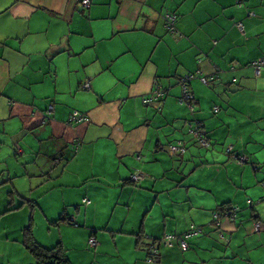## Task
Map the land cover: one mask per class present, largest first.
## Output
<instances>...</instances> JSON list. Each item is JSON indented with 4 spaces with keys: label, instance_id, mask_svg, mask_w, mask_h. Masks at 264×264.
<instances>
[{
    "label": "crops",
    "instance_id": "0c3cea01",
    "mask_svg": "<svg viewBox=\"0 0 264 264\" xmlns=\"http://www.w3.org/2000/svg\"><path fill=\"white\" fill-rule=\"evenodd\" d=\"M90 1L0 0V264H37L24 245L30 222L71 264H264V72L252 67L264 60V0ZM198 73L214 80L188 84L193 113L181 83ZM157 84L169 92L161 111L145 104ZM73 112L89 121L72 124ZM21 138L29 153L15 151ZM177 142L184 156L169 153ZM47 193L62 204L43 206ZM231 208L235 219L221 214ZM192 227L202 233L188 249L164 247Z\"/></svg>",
    "mask_w": 264,
    "mask_h": 264
},
{
    "label": "built area",
    "instance_id": "2783aa9c",
    "mask_svg": "<svg viewBox=\"0 0 264 264\" xmlns=\"http://www.w3.org/2000/svg\"><path fill=\"white\" fill-rule=\"evenodd\" d=\"M82 6L85 9H89L91 6V1L90 0H83ZM166 28L168 31H170L172 34L176 35L178 38H182V35L176 30L175 28V22H176V17L168 15L166 16ZM238 29L241 31L243 30V25L239 24ZM252 67L254 68L255 71V77L259 78L261 77L262 73L264 72V60L257 61L252 64ZM199 80L203 85L209 86L210 82L214 80V78H207L203 77L201 73H198L194 76H188L186 79L182 81V88H183V96H182V102L191 105L193 113L195 112V109L192 106V103L194 102V96L189 92L187 86L188 84L193 81V80ZM85 88L88 89V85H85ZM167 95L166 90L164 89V86L162 84H157L156 87L154 88V91L151 93L150 96H148L145 100V104L147 105H153V107L157 111H161L163 104L162 101L165 99ZM50 112H53V107H50L49 109ZM214 113L218 114L219 109L215 108ZM70 121L73 123H87L89 121L88 117L84 114H80L79 112H73ZM191 133L194 135V137L197 139V141L200 143V145L203 148H208L210 146V141L207 139L205 131H203L199 126H193L191 127ZM81 145V141H77V145L75 148V153L79 152ZM227 155H229L232 151V147H228L227 149ZM186 150L185 147L179 144L178 146L172 147L171 148V154L172 155H178V154H185ZM239 164H244L247 162V159L244 157L240 160L237 161ZM132 182L135 184H139L143 179H144V174L141 171H135V173L131 177ZM85 203L89 204L88 201H84ZM239 213V209H235L231 213H226L227 216H229L232 219L236 218V215ZM222 216L219 213L214 214V225L218 227L220 225ZM262 223L258 222L255 224V232L260 233L262 231ZM202 233L201 229H198L196 227H192L189 232H187L184 236L182 237H176L172 235H168L164 238V245L168 248H173L174 247V242H178L179 245L183 250L188 249V240L193 238L194 236H198ZM89 246L91 248H96L98 246V242L96 239L92 238L89 242ZM156 254V252L152 253ZM154 259H150V262H152Z\"/></svg>",
    "mask_w": 264,
    "mask_h": 264
},
{
    "label": "trees",
    "instance_id": "16d2710c",
    "mask_svg": "<svg viewBox=\"0 0 264 264\" xmlns=\"http://www.w3.org/2000/svg\"><path fill=\"white\" fill-rule=\"evenodd\" d=\"M164 89H165V87H164ZM166 92H167V95H166L165 99L162 101L163 105H164L165 100L169 97L168 90H166ZM190 123H188V128L190 129V131L188 133L193 137V140L195 141V143L198 144L202 149H204L200 145V143L197 141V139L194 137V135L191 133V127H193L194 125H192ZM206 136H207V139H209L208 135H206ZM209 141H210V139H209ZM179 144H181L182 146L185 147V150H186L185 154H186L187 153V146L183 142H177L175 144L170 145L169 153L171 154V148L172 147L178 146ZM210 147H211V141H210V146L208 148H205V149H209ZM227 148L228 147L226 146L224 149V153L230 160L233 159L234 161H238V160L244 158L243 156H236L234 154L233 148H232L231 153L229 155H227V150H226ZM185 154H178V155H172L171 154V155L174 157H179V156H184ZM240 165L243 166L244 164H240ZM135 171H137V170H134V173H135ZM142 173L145 174L143 171H142ZM130 181H131V178H130ZM85 201H87V200H85ZM85 204H87V203H85ZM234 210L235 209L231 208V209H228V210L222 212L221 214L223 215L226 213H231ZM63 220L65 221L66 219H61V222H64ZM256 223H258V222H256ZM212 226H214V221H213ZM23 233H24V245H25L26 249L34 256L37 264H71V262L69 261V259L67 257L66 251L60 245L53 248V249H48V248L43 247L42 245H40L37 242V240L34 236V230H33L32 222H30V224L24 229ZM166 236H168V235H166ZM172 236H176V235H172ZM182 236H184V235L176 236V237H182ZM163 241H164V239L162 240V242ZM188 246H189V244H188Z\"/></svg>",
    "mask_w": 264,
    "mask_h": 264
},
{
    "label": "rangeland",
    "instance_id": "374dc122",
    "mask_svg": "<svg viewBox=\"0 0 264 264\" xmlns=\"http://www.w3.org/2000/svg\"><path fill=\"white\" fill-rule=\"evenodd\" d=\"M1 119V118H0ZM4 121H5V119H4ZM35 138V137H34ZM18 146V147H17ZM17 146L15 147L16 149H15V151H17L18 149L19 150H25L27 153H29L28 151L30 150V147H29V144L28 143H26V141H24V139L23 138H21L18 142H17ZM18 148V149H17ZM198 148H200V147H198ZM202 149V148H201ZM31 153H34V152H32V151H30ZM36 154L38 153V152H35ZM33 154V156H29V155H27V156H25V158H28V159H30L31 161H43V158H38V156L36 155V154ZM15 155L12 157V159H13V161L15 162ZM7 161V162H6ZM3 160V164H1L2 166H5V167H9L11 164H13V162H12V160H11V158H9V159H7V160ZM5 194H7V193H5ZM27 194H31V193H27ZM33 194H35V195H37V193H33ZM40 194H42V193H40ZM0 195L3 197V193H0ZM48 195V196H47ZM47 196V197H46ZM74 196H75V193H66V198H67V200L70 202L71 200H73L74 199ZM99 197V196H98ZM101 201H104V202H106L107 200H103V197H101V199H100ZM100 200H99V202H100ZM62 202H63V198H62V196H61V194L60 193H47L43 198H42V205L43 206H45V207H50V206H53L54 204L56 205V206H60L61 204H62ZM98 202V203H99ZM101 203V202H100ZM107 203V202H106ZM63 206L64 205H62V207H61V211H63ZM60 211V212H61ZM84 209H83V214H84ZM59 216V215H58ZM100 220H101V217H100ZM88 222H89V224H92L94 221H95V219L93 218V217H89V220H87ZM100 222V221H99ZM26 227V225L25 226H23L22 228H25ZM58 231V230H57ZM58 233H59V231H58ZM48 234H49V228L47 229V230H45V229H43V231H42V233H41V237L42 238H47V239H49L48 238ZM54 236H56V235H54ZM63 238L65 239V240H67V238H68V235H63ZM53 239L54 240H56V238L55 237H53ZM61 239H62V237H61ZM176 243H178V242H174V246H175V244ZM179 244V243H178ZM164 245V244H163ZM164 247L166 248V249H171V248H168V247H166L165 245H164ZM179 247L181 248V246L179 245ZM182 249V248H181ZM183 250V249H182ZM155 257H156V255H154V254H152L151 253V255H150V257L148 258L149 259V263H152L154 260H155ZM154 259L152 262H150V259Z\"/></svg>",
    "mask_w": 264,
    "mask_h": 264
}]
</instances>
